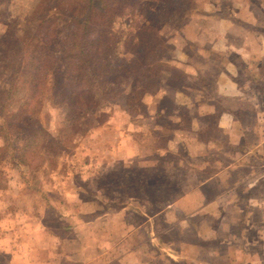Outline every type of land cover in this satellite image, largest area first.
<instances>
[{
  "label": "rangeland",
  "instance_id": "1",
  "mask_svg": "<svg viewBox=\"0 0 264 264\" xmlns=\"http://www.w3.org/2000/svg\"><path fill=\"white\" fill-rule=\"evenodd\" d=\"M173 1L177 10L171 12L168 25H154L152 17L147 21L157 30L162 29L155 41L145 42V47L163 54L147 64L154 67L162 60L164 66L157 68V82L154 78H144L133 84L135 98H130L133 108L126 111L123 94L114 100L103 98L97 109L85 108L65 83L67 66L62 58L38 90L31 78L39 67L33 55L37 42H31L30 37L38 33V20L47 8L54 6V0H0V38L8 37V41L16 35L20 45V49L8 51L7 56L0 55L4 65L11 64L7 70L0 69V90L6 87L15 65H23L18 73L19 90L0 108V124L19 125L23 119L25 125L33 114L50 132L49 137L44 132L29 142L21 141L16 148H4L5 131L1 132L0 155L5 152L2 160L5 163H0L4 171L0 176V206L7 204L9 208L20 203L24 208L20 211L4 206L0 217L7 213L6 222L19 216L31 223L62 214L65 223L74 215L85 220V224L70 231L61 230L59 226L63 224H52L64 233L65 241L59 239L54 243L47 236L42 237L39 230H33L28 241L12 242L10 251L19 246L26 255L39 254L42 246L54 245L64 246L68 251L67 240L72 237L83 246L89 245L84 251L87 257L94 256L96 247L106 248L109 264H264V207L256 206L260 198L264 199V46L260 47L249 37L237 36V31L231 38L235 46L231 54L210 51L209 43L188 40L180 27L185 28L196 20L202 23L204 15L235 13L234 7L224 5L225 0ZM238 2L245 4L244 8H254L257 17L253 20L254 28H249L263 34L264 10L258 8L257 0ZM238 16L236 22L244 26L245 21ZM124 21L121 17L115 19L114 28L124 26ZM223 27L219 26L224 29L226 25ZM134 34L139 35V31L131 35ZM226 40L227 37L220 35L217 46ZM136 47L137 44L131 45L127 39L120 44L119 51L126 53L127 59L136 52L134 58H137ZM27 65L31 68L27 69ZM199 68L207 80L201 77ZM144 69L147 67L143 72ZM150 80L155 81L156 87L149 88ZM97 93L100 98L101 92ZM102 107L103 111H99ZM227 114L235 122L234 133L241 138L243 134L250 149L245 159H234L239 154L231 144V130L219 125L221 117L229 118ZM12 132L9 129L8 135ZM193 137L200 140V143L192 142L201 153L199 162L192 158L189 148ZM58 140L64 143L63 148L54 143ZM15 154L24 155L28 165L25 170L29 173L27 188L17 197L12 192L22 166H16L17 160L11 157ZM195 165L203 170L198 179L192 178L195 170L198 171ZM137 169L149 181L147 191L153 193L152 198L139 193L132 183L134 180L127 184L122 176ZM223 169L219 176L225 178L218 184V177L212 176ZM249 170L256 171V176L242 180L241 191H231L229 195H224L228 190L221 192L237 175L244 176ZM70 171L78 176L74 180L76 184H68L66 189L62 188L64 184L59 189V180L53 174L59 172L66 177ZM34 184L40 189L31 187ZM53 190L67 193L50 195ZM239 196L252 206L245 216L244 212L232 209L239 203ZM156 197L160 204L156 203ZM136 210L144 218H151L150 228H136V221H145L136 215ZM244 218L248 220L247 226ZM222 223L232 226L220 227ZM230 233L234 234L231 239ZM100 235H106L108 242L100 244ZM134 246L139 249L126 256ZM124 256L127 258L120 261Z\"/></svg>",
  "mask_w": 264,
  "mask_h": 264
},
{
  "label": "trees",
  "instance_id": "2",
  "mask_svg": "<svg viewBox=\"0 0 264 264\" xmlns=\"http://www.w3.org/2000/svg\"><path fill=\"white\" fill-rule=\"evenodd\" d=\"M175 3L173 0H126L124 2L121 0H54V6L47 8L38 20V33L30 37L31 42H37L34 45L33 55L39 62L37 71L31 77L34 85L39 90L40 86H43V81L47 78L49 71H52L59 59L62 58L67 66L64 74L65 83L73 89L77 101L79 98L86 106L83 107L97 109L100 107L103 98L114 100L116 96L123 94L126 111L128 108L132 109L133 105L130 98H135L133 84L144 78H154L157 82V77H159L157 68L164 66L162 60H158L156 63L159 64L154 65V67L147 64L155 56H163V54L157 53L156 49L149 50L145 47V42H149L151 39L155 41L157 39L156 35L162 29L160 27L157 30L151 25V22L147 23V21L152 17L151 20L154 25H168L171 21V12L177 10L175 7L177 4ZM223 4H230L235 11L237 10L233 5V0H225ZM226 15H230V13ZM119 17L125 19L124 26L116 29L114 23L115 19ZM129 21H131L130 25ZM133 23L134 25H132ZM180 29H182L183 35L190 40L184 28L180 27ZM134 31H139V35H131ZM7 38H0V55L7 56L8 51L17 49V47L20 49L19 39L16 35L10 36L8 41ZM127 39H129L131 45L137 44V58H134L136 52H134L132 58L127 59L125 58L126 53L122 54L119 51L120 44ZM140 49L142 51H139ZM3 61H0V69L7 70L11 64L4 65ZM145 67L147 69H144L143 72ZM21 68H23L22 64L15 65L10 78L6 82V87L0 90V108L4 106L6 99L19 90L18 79L20 78H18V73ZM26 68H31V66L27 65ZM26 73L28 74V72ZM155 81L150 80L147 83L149 88L156 87ZM158 82L162 83L160 80ZM98 91L101 92L100 98H98ZM34 97L39 98L38 95ZM76 103L73 105H76ZM101 110L103 111V107L99 111ZM19 122V125L3 126L0 124V135L3 136L1 132L5 131L4 148L10 146L16 148L19 142H29L40 133L45 132L47 137L50 135V132H47L48 128L33 114H30V118L24 122L26 126L22 125L23 119ZM68 126L72 129L70 123H68ZM9 129L13 131L11 135H8ZM54 143L61 148L64 147L61 140ZM46 149H44V153L47 152ZM4 154L3 151L0 155V163H5V161L2 162ZM11 157L17 160L16 166H22L24 171L28 169L23 154H19V156L15 154ZM138 170L123 173L122 176L126 179L127 184L134 180L132 183H135L138 192H144L146 196L152 198L153 193L147 191L149 181L145 174ZM3 174L4 171L0 167V176ZM71 174L75 175L73 171ZM23 176L27 182L28 175L24 172ZM72 177L73 180H75V177L78 179V176ZM83 181L87 184V180ZM167 184L168 186L171 184L170 178ZM31 187L40 189V186L36 184ZM169 192L170 189L165 195ZM155 201L160 204L157 197ZM135 213L140 218L147 219L139 210H136Z\"/></svg>",
  "mask_w": 264,
  "mask_h": 264
},
{
  "label": "crops",
  "instance_id": "3",
  "mask_svg": "<svg viewBox=\"0 0 264 264\" xmlns=\"http://www.w3.org/2000/svg\"><path fill=\"white\" fill-rule=\"evenodd\" d=\"M258 2V8L259 9H263L264 10V0H257ZM233 5L237 8L235 13H230V15H223V16H219L218 17L212 16L209 17L207 15L203 16V21L202 23H200L199 21H195L192 24H189L187 27L184 28V30L186 31V35L187 37L191 40V41H202L205 43H209V50H215L217 52H219L220 54H231L232 50L235 49L232 44H234V42L231 40L232 36H234L237 31L239 34H237V36H243L244 38L249 37L250 41H255L257 42L260 47L264 46V33L260 34L259 32L255 31L253 27V20L256 19L257 16L254 15V12L252 10V6H247L244 8L245 4L242 3V5L240 4V2H238V0H233ZM250 7V8H249ZM254 9V8H253ZM240 11V12H239ZM242 13V14H241ZM253 14V15H252ZM237 15H239L238 17H241L244 21H245V25L242 26L240 24H238L236 22V17ZM244 15V16H241ZM222 25L225 27L224 29H220L219 26ZM249 26H251L252 28H249ZM264 31V30H263ZM218 33V34H217ZM235 33V34H234ZM242 33V34H240ZM220 35L227 37V40L225 43L220 44L219 46H217V44L219 43V37ZM204 43V44H205ZM212 45V46H211ZM248 45V43H247ZM225 48V49H223ZM204 51L205 48L203 47ZM223 49V50H221ZM244 50H247L246 47H244ZM189 67V66H188ZM191 68V67H190ZM194 69V68H192ZM200 70V68H199ZM198 70V71H199ZM201 77L203 78L202 74H201V70L199 71ZM186 73H189L186 70ZM205 80H207L206 78H203ZM209 80V79H208ZM229 118H220V126H224L225 129L231 130V144L234 145V149L236 150V152L239 154V156L235 157L234 159L237 158H241V159H245L247 158V154H249L250 149L245 146L246 144L243 143L244 142V135L242 134V138L239 135H236L233 131V129L235 128V122L232 118L231 114H227ZM226 115V116H227ZM231 115V116H230ZM231 117V118H230ZM223 121H226L227 124H223ZM233 123V124H232ZM196 127L197 129H199V127L197 126L196 123ZM206 131V130H205ZM198 133V130H197ZM196 133V134H197ZM237 138V139H234ZM198 139V140H197ZM196 142V143H200V140L198 137H193L190 139V143H189V148L191 151V156L192 158L195 160V162H199L202 160V156L201 153L197 152L194 148V146L192 145V142ZM243 147H247L245 149H243ZM192 159V161H193ZM87 161H85L86 163ZM195 167H197L195 165ZM229 168L226 167L224 169ZM198 171L195 170L196 175L192 176V178H196L198 179L199 177V173L201 174L203 172V170H201L199 167H197ZM221 170L219 173H215V175L212 176V178L214 177H218V184H220V181H222L221 178H225V176H222L220 178V174L221 172L225 171V170ZM194 170V169H193ZM20 172H18L19 176H17L15 179L18 178V181L16 182V186L14 187V191L12 192L13 195L15 197L20 196L21 192H23V189L25 187L26 181L24 179L23 173L25 172L26 175H28L29 173L24 171L23 168H20L19 170ZM72 172V171H71ZM71 172L65 177V175H63L62 173L56 172L55 175H53L55 179L59 180L58 185H59V189L61 188V186H64L62 188L66 189V185H70L72 183L76 184V182L73 180V175L71 174ZM86 172H84L83 174L85 175ZM14 175V174H13ZM256 176V171L254 170H249L248 174H245L244 176H239L237 175V178L234 180H231V183H228L229 186L228 187H223V189L221 190V192L223 191H227L224 195H229L231 194L233 191H237L240 190L241 184L243 183L242 180H251L253 178H255ZM10 177V175H9ZM14 177V176H13ZM189 178V177H188ZM63 180H65L66 182H63ZM203 185V184H202ZM200 184V186H202ZM71 189V188H70ZM84 191V188H82ZM54 193H50V195H58L61 194L63 195L65 192H62L60 190H53ZM230 191V192H229ZM232 191V192H231ZM241 191V190H240ZM43 196H44V192L41 191ZM220 192L218 193L217 196H219ZM189 195V194H188ZM187 196V195H186ZM221 196V195H220ZM240 202H243V206L240 205ZM248 202V200H247ZM247 202L245 201L244 198H242V196H239V203L235 204L232 209H238L240 212H244V216L246 215L245 213H248V210H252V206L250 205V203L247 204ZM257 202V200H256ZM16 206L13 207H9L7 206V204H4L5 207H7V209H13V210H20L22 211V209L24 208L22 206V204L20 205V203H16ZM259 205L260 208L264 207V199L260 198V203L256 204V206ZM4 206H0V212L4 211ZM258 206V207H259ZM17 207V208H16ZM64 208V207H63ZM199 208V206H197V209ZM3 209V210H2ZM57 210H60V208L58 207ZM260 210V209H259ZM169 211H167L166 215L168 214ZM6 214L2 215V217H0V264H109L110 262H108L107 260L109 259V257H107V252H106V248H103L102 250L99 249V247H96V252L94 253V256H90L87 257L86 254L84 253L85 249L89 246H83V244H81V242L78 239L72 240L73 238L70 237V239H68L67 241L69 242L70 248L68 249V251H66V248L64 246H52V247H48L46 248V246H42L40 253L39 254H35V253H29L28 255H26L23 252V249H20L19 246L16 247L15 251H10V245L11 243H15L17 240L20 242H26V240L28 241L31 237V234H29L30 232H32L33 230H39L41 232L42 237L47 236L46 238L51 239L52 241H56V243H58L57 241L60 240H66L64 237V233H62L61 230H74V228L78 227V226H82L83 224H85L83 221H85L82 218H79L78 216L74 215L71 216L70 218H68V222L65 223V221L61 220V218H63L64 215H58L56 216V214L52 215V218H46L45 217L41 218V221L39 222L38 220L34 221V222H26L25 220H23L22 218H20L18 216V218L12 220L11 222H6L5 220H7L8 218H6ZM78 217V218H77ZM151 219V218H150ZM148 220L146 219L143 223L141 221H136V228H145L147 229L148 227L150 228V226L152 225V220ZM245 219V225H248V220L246 218ZM124 220V219H122ZM127 220V219H125ZM244 221V220H243ZM242 221V223H243ZM122 221H118V223H121ZM183 222V221H181ZM180 222V223H181ZM59 223L63 224V226H59L60 227V231L55 229V227H53L52 224H56ZM154 223V222H153ZM156 223V222H155ZM32 226L33 228L31 230H29L28 228ZM230 227L232 226L231 224H228L227 226H225V223H222L220 227ZM219 231V230H218ZM155 233V232H153ZM29 234V235H28ZM234 235L233 233H230L228 235V238L231 239ZM109 238H107L106 235H100L99 236V240L98 242L100 244H104L106 242H108ZM92 245V244H90ZM8 246V247H7ZM80 246L81 249H77L76 247ZM101 246V245H100ZM139 249V246H134L132 249L128 250L126 252V256H130V252L133 253V251H137ZM12 252V253H11ZM209 252V251H208ZM211 253V252H209ZM213 253V252H212ZM175 255V254H174ZM126 256L121 257L120 261L123 260L124 258H127ZM175 256H179L182 257L180 255H175ZM189 255H187L188 257ZM193 256H189V259H193ZM112 264H116V263H112Z\"/></svg>",
  "mask_w": 264,
  "mask_h": 264
}]
</instances>
